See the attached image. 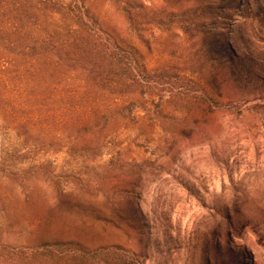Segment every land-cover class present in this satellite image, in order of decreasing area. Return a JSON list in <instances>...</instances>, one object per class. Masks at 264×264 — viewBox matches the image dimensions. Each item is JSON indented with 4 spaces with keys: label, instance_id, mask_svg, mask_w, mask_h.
<instances>
[{
    "label": "rangeland",
    "instance_id": "1",
    "mask_svg": "<svg viewBox=\"0 0 264 264\" xmlns=\"http://www.w3.org/2000/svg\"><path fill=\"white\" fill-rule=\"evenodd\" d=\"M2 1L0 264H264V0Z\"/></svg>",
    "mask_w": 264,
    "mask_h": 264
},
{
    "label": "trees",
    "instance_id": "2",
    "mask_svg": "<svg viewBox=\"0 0 264 264\" xmlns=\"http://www.w3.org/2000/svg\"><path fill=\"white\" fill-rule=\"evenodd\" d=\"M2 0H0V4H2ZM1 7V5H0ZM3 9L0 8V72H8L7 70L11 69L17 62V58H13L7 54V52H12L13 49H20V51H31V47L21 46L20 40L16 37L17 34L22 32L25 29V24L22 18H10L7 14L2 12ZM22 42V41H21ZM15 46V47H14ZM25 53L23 52L21 55L23 56ZM17 57V56H15ZM26 63H22L19 66H25ZM18 68H21L19 67Z\"/></svg>",
    "mask_w": 264,
    "mask_h": 264
}]
</instances>
